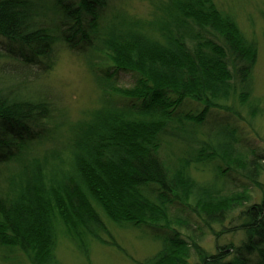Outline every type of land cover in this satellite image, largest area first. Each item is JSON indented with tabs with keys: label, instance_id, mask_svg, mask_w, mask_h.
I'll return each mask as SVG.
<instances>
[{
	"label": "trees",
	"instance_id": "16d2710c",
	"mask_svg": "<svg viewBox=\"0 0 264 264\" xmlns=\"http://www.w3.org/2000/svg\"><path fill=\"white\" fill-rule=\"evenodd\" d=\"M132 1L0 0V264L110 225L158 243L134 264H264L257 41L220 0ZM63 51L98 90L76 117L41 83Z\"/></svg>",
	"mask_w": 264,
	"mask_h": 264
},
{
	"label": "rangeland",
	"instance_id": "374dc122",
	"mask_svg": "<svg viewBox=\"0 0 264 264\" xmlns=\"http://www.w3.org/2000/svg\"><path fill=\"white\" fill-rule=\"evenodd\" d=\"M142 3L143 0H133L130 4L131 11L143 13ZM220 5L224 10L235 11L240 28L249 38L257 41L254 95L263 99L264 111V0H220ZM119 81L124 87L131 85L130 79L125 75H120ZM41 83L58 91L72 117L91 107L98 97V90L91 80L83 55L70 51L61 52L54 69ZM256 129L264 138V113L256 122ZM256 143L264 154V141L258 138ZM261 181L264 183V173ZM109 228L118 247L93 242L86 256L77 251L67 239H61L57 244V257L63 264H134V260H141L158 248V243L145 239L136 231L119 230L111 225Z\"/></svg>",
	"mask_w": 264,
	"mask_h": 264
}]
</instances>
